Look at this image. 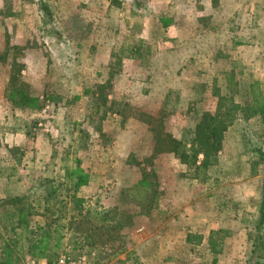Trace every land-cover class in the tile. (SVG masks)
<instances>
[{"label": "rangeland", "instance_id": "374dc122", "mask_svg": "<svg viewBox=\"0 0 264 264\" xmlns=\"http://www.w3.org/2000/svg\"><path fill=\"white\" fill-rule=\"evenodd\" d=\"M138 1L0 0V264H264V0ZM223 102L206 173L159 150Z\"/></svg>", "mask_w": 264, "mask_h": 264}, {"label": "trees", "instance_id": "16d2710c", "mask_svg": "<svg viewBox=\"0 0 264 264\" xmlns=\"http://www.w3.org/2000/svg\"><path fill=\"white\" fill-rule=\"evenodd\" d=\"M133 4L136 6L140 5L138 0H131ZM41 2V0H40ZM45 10L48 11L46 6H43ZM137 50V49H136ZM14 71L12 73L8 88L6 90L7 99L17 108H28L32 106L38 100L31 96L28 90L24 85L20 84V74L21 67L20 65L13 64ZM104 86H98V90H103ZM226 102V101H225ZM225 102L220 104L215 114L207 115L204 117L203 122L196 129L195 139L192 142L190 148H187L181 141L175 139H166L164 144H160L158 148L161 151H166L169 153H174L184 164H187L196 169V171H201L206 173L212 166L217 163V155L222 147L223 135L226 129L229 126V121L233 122L236 118L239 107L237 105L232 104L229 108L225 107ZM257 108L256 111L253 112V116H261L264 113V95L261 94L260 98L256 100ZM118 112V111H117ZM118 115H122L118 112ZM123 116V115H122ZM202 156V160L199 157ZM84 180V177L81 181ZM15 202L23 203V198H15ZM26 209L23 207L19 209L20 213V224L27 223L28 221V213L25 211ZM29 210V209H28ZM261 220L257 226V239L255 241V253H258V246L261 244V229L264 224V196L263 202L260 210ZM36 234L39 235L41 233V237L37 240H33L32 249L35 251L33 253L34 257H43V253L39 251L44 241H46L51 233H58L59 230L56 227L55 229H51L50 224H47L45 227H38ZM35 236V233H33ZM38 251V253L36 252ZM52 260H48V264H54Z\"/></svg>", "mask_w": 264, "mask_h": 264}, {"label": "built area", "instance_id": "2783aa9c", "mask_svg": "<svg viewBox=\"0 0 264 264\" xmlns=\"http://www.w3.org/2000/svg\"><path fill=\"white\" fill-rule=\"evenodd\" d=\"M96 258L95 253H91L89 256L74 257L71 255H62L59 257L54 264H94ZM28 264H36L34 260H30Z\"/></svg>", "mask_w": 264, "mask_h": 264}, {"label": "crops", "instance_id": "0c3cea01", "mask_svg": "<svg viewBox=\"0 0 264 264\" xmlns=\"http://www.w3.org/2000/svg\"><path fill=\"white\" fill-rule=\"evenodd\" d=\"M40 264H47V262L44 261V260H42V261L40 262Z\"/></svg>", "mask_w": 264, "mask_h": 264}]
</instances>
